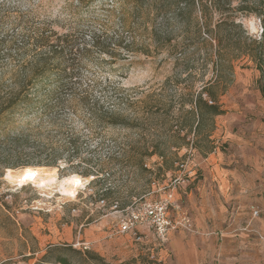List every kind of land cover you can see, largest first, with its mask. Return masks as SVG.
<instances>
[{"label":"rangeland","instance_id":"1","mask_svg":"<svg viewBox=\"0 0 264 264\" xmlns=\"http://www.w3.org/2000/svg\"><path fill=\"white\" fill-rule=\"evenodd\" d=\"M151 2L143 1L141 8L129 14L131 5L122 0H0V69L11 68L22 58L5 48L13 34L49 22L55 23L59 31H74L79 41H89L95 34L98 45L108 44L112 51V54H104L92 47L73 60L76 74L68 79V85L75 95L87 93L85 102L75 99L44 114H18L0 128V145L4 151L16 146L37 151L22 157L33 165L4 168L0 176V264H57L50 258L55 252L49 255L48 261L40 260L54 245L90 250L112 264H134L133 258L137 259L135 264H141L138 259L145 254L139 252V244L116 232L119 213L110 208L114 200L122 206L143 197H160L162 187L171 181L177 164L189 159L190 171L176 185V190L183 204L193 212V206L218 201L212 198L203 201L202 193L210 191L204 163L220 160L226 168L239 169L238 162L243 156L246 160L258 156L264 160V95L259 88L260 72L248 56H239L233 61L231 74L223 72L228 86L219 103L225 112L214 117L215 128L210 135L215 145L213 150L201 154L190 145L175 147L171 144V122L165 111L178 107V101L170 100L169 95L179 92L182 84L165 82L175 69L167 38L171 44L180 41L179 47L185 44L186 52L192 56V75L188 80L195 88L213 76L214 70L210 60L204 61L208 47L196 32L197 22L203 21V12L195 7L188 17V12L182 10V23L167 26L171 32L166 36L161 33L165 25L161 18L163 9L159 5L154 7ZM238 3L239 0H232V8L222 14L208 9L209 27L213 28L223 17L227 23L233 19L248 35L259 39L262 25L258 15L236 10ZM225 29L230 38L243 36L237 27L227 24ZM176 70L179 72V67ZM94 95H104L110 103L120 105L129 99L147 100L153 96L160 115L154 119L153 128L143 119L134 122L139 124L137 129L126 127L127 120L103 126L94 122L88 112L89 106L94 105ZM94 106L100 108L98 104ZM179 122L190 121L180 114ZM184 132L185 129L181 135ZM152 137L160 143L166 164L155 154L144 159L146 170L131 162L117 161L104 165L102 170L92 162L83 161L108 153L117 155L120 147L128 150L133 141L143 142ZM68 139L72 145L64 147ZM241 139L246 144L241 145ZM186 140L192 142L193 134ZM52 148H58L60 155L56 165L36 164L49 159ZM25 167L41 175H55L58 180L77 175L83 184L76 188L73 196H67L35 180L17 181L8 177L9 171L27 169ZM91 167L101 172L84 175ZM104 182L110 192L101 196ZM216 190L217 187L211 185V191ZM249 209L251 212L253 208ZM219 219L210 217L215 222ZM63 253L69 255L71 264H80L78 254ZM149 259L155 260L150 255Z\"/></svg>","mask_w":264,"mask_h":264},{"label":"trees","instance_id":"2","mask_svg":"<svg viewBox=\"0 0 264 264\" xmlns=\"http://www.w3.org/2000/svg\"><path fill=\"white\" fill-rule=\"evenodd\" d=\"M81 1V0H80ZM95 1V0H90ZM97 1V0H96ZM132 7L129 14L135 13L143 5L145 0H122ZM223 2V1H222ZM152 0L151 4L155 7L159 5L163 9L161 18L165 24L161 33L169 35L170 29L167 26H173L182 23L184 11L188 12L198 7L203 12V21L197 22L196 32L201 41L204 42L208 50L205 53L204 61L212 63L214 75L206 79L199 88H195L193 83L189 82L192 75V56L186 52L185 44L180 41L171 44L167 38L168 46L172 49L171 55H174L175 69L173 74L165 82H173L175 85L182 86L179 92L171 94L170 100L176 99L178 107L168 109L166 118L171 122L170 134L171 144L175 147L190 145L196 148L199 153L207 154L215 147L210 135L215 128L214 117L223 114L225 110L219 103V98L227 90V81L223 72L231 74L233 71V61L239 56H248L260 72L259 88L264 95V2L263 0H239L236 10L242 12H251L258 15L262 31L259 39L252 37L241 27L240 23L234 22L233 19L227 23L225 18L220 19L213 28L209 27L207 15L208 9L220 14L229 10L232 0ZM183 6V7H180ZM169 11V13H168ZM237 27L243 33V36L230 38L225 25ZM56 24H48L26 28L17 34H13L7 41L6 50L14 51L21 55L20 61L11 68L0 69V128L4 127L14 116L25 113L44 114L56 106L63 105L65 101H86L87 93L75 95L72 88L68 85V79L75 76L73 60L81 57L84 53L89 52L92 47L97 48L99 53L112 54L109 45H98L96 35L90 36L89 41H79L75 37L74 31L62 29L59 31L55 28ZM227 31V32H226ZM203 34L205 36H203ZM2 43V41L0 42ZM2 46V45H1ZM4 46V45H3ZM120 46V45H118ZM2 48V47H0ZM180 48V49H178ZM180 50V51H178ZM176 67H179L177 72ZM179 73L185 76L180 77ZM67 97L68 99H65ZM94 105L89 106L88 112L92 115L93 121L103 126L114 125L117 122H124L126 127L137 129L139 120L145 121L149 128H153L154 119L160 115L157 99L153 96L147 100L138 98L129 99L123 103H110L104 95H94ZM188 105V108L185 106ZM184 114L190 122L182 124L179 122V115ZM121 120V121H118ZM185 132L181 135V132ZM192 133L193 140H186L187 136ZM168 143V142H167ZM170 144V143H168ZM175 144V145H174ZM71 139L63 143L64 147L71 146ZM61 146V145H60ZM120 153L117 155L108 153L104 156L95 157L92 160L84 159L83 161L92 162L94 165L103 170L104 165L112 162H131L132 164L145 169L144 159L151 155H157L163 163H167L166 157L161 153L160 143L153 137L142 141H133L128 147H120ZM0 145V176L4 168H14L18 166L33 165V162L23 160V156L33 155L37 151L34 149L24 150L23 147L16 146L8 151H4ZM58 148H52L49 153V159L46 161L36 162L38 165H56L60 158ZM30 168V167H25ZM99 170H90L84 172V175H98ZM146 170V169H145ZM104 181V180H103ZM101 184V196L110 192V188ZM114 200L113 202H115ZM118 203V201H116ZM129 204V203H128ZM128 204L120 206L123 208ZM69 251L80 256V264H112L106 262L96 252L90 250L73 249L70 245H54L47 250L41 257V261H48L49 255H52V262L57 264H71L69 255L63 252ZM139 260L141 264H160L155 260L149 259L148 255ZM137 259H131L136 263ZM130 264V263H127Z\"/></svg>","mask_w":264,"mask_h":264},{"label":"crops","instance_id":"3","mask_svg":"<svg viewBox=\"0 0 264 264\" xmlns=\"http://www.w3.org/2000/svg\"><path fill=\"white\" fill-rule=\"evenodd\" d=\"M238 164L239 169H230L220 160L204 163L210 191L202 193L203 201L212 198L221 202L193 206L192 212L175 190L174 201L191 218L195 231H171L160 243L150 229L138 226L144 236L138 243L139 252L160 264H264V160L243 156ZM211 185L217 190L212 192ZM249 208L257 209L258 215L253 217ZM170 214L174 216L175 211L171 209ZM214 216L220 219L210 220Z\"/></svg>","mask_w":264,"mask_h":264},{"label":"built area","instance_id":"4","mask_svg":"<svg viewBox=\"0 0 264 264\" xmlns=\"http://www.w3.org/2000/svg\"><path fill=\"white\" fill-rule=\"evenodd\" d=\"M189 159L178 163V168L173 174L169 184L163 186V194L158 198H140L132 201L127 206L120 208L115 201L110 208L119 213L117 218V230L121 235H129L130 239L136 243H142L144 236L138 232V226H145L150 229L160 243L167 240L171 231L184 230L194 232L195 228L191 218L182 210L180 204L174 201L176 185L183 181ZM103 202V200H101ZM175 211V215L170 214V210ZM252 215L257 216L258 210L253 209Z\"/></svg>","mask_w":264,"mask_h":264},{"label":"bare ground","instance_id":"5","mask_svg":"<svg viewBox=\"0 0 264 264\" xmlns=\"http://www.w3.org/2000/svg\"><path fill=\"white\" fill-rule=\"evenodd\" d=\"M8 177L17 181L23 179L35 180L38 184H42L49 189L54 188L60 194L67 196H73L76 188L83 184L82 179L77 175L65 176L61 180H58L55 175H41L33 168L9 171Z\"/></svg>","mask_w":264,"mask_h":264}]
</instances>
